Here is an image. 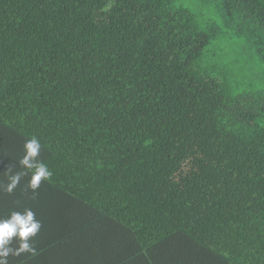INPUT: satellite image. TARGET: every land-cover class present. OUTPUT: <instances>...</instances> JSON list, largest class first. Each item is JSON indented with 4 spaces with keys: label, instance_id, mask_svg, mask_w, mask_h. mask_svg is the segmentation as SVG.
<instances>
[{
    "label": "trees",
    "instance_id": "obj_1",
    "mask_svg": "<svg viewBox=\"0 0 264 264\" xmlns=\"http://www.w3.org/2000/svg\"><path fill=\"white\" fill-rule=\"evenodd\" d=\"M32 136L53 176L0 191L43 225L9 264H264V0H0V186Z\"/></svg>",
    "mask_w": 264,
    "mask_h": 264
},
{
    "label": "clouds",
    "instance_id": "obj_2",
    "mask_svg": "<svg viewBox=\"0 0 264 264\" xmlns=\"http://www.w3.org/2000/svg\"><path fill=\"white\" fill-rule=\"evenodd\" d=\"M41 148V141L36 136L25 141L24 155L20 158L19 164L26 172H12V166L9 165L8 182L0 186V191L13 193L23 176L29 171L31 178L28 188L33 194L42 182L51 180L52 171L47 164L38 159ZM42 227V222L36 218V213L31 208H24L23 211L13 210L7 217H0V264H9L10 256L37 255L38 251L33 246L32 239Z\"/></svg>",
    "mask_w": 264,
    "mask_h": 264
},
{
    "label": "rangeland",
    "instance_id": "obj_3",
    "mask_svg": "<svg viewBox=\"0 0 264 264\" xmlns=\"http://www.w3.org/2000/svg\"><path fill=\"white\" fill-rule=\"evenodd\" d=\"M187 1V0H186ZM192 6V11L202 12L204 17H213L214 13L211 10L200 8L194 4L190 3ZM196 10V11H195ZM200 16V15H199ZM225 50V59L231 64L233 67V72L231 75L232 80H237V88L241 89L246 85V83L251 82L255 87L260 85L259 74L263 70V64L255 59H249L248 55H242L232 42H224L222 44ZM261 65H260V64Z\"/></svg>",
    "mask_w": 264,
    "mask_h": 264
}]
</instances>
